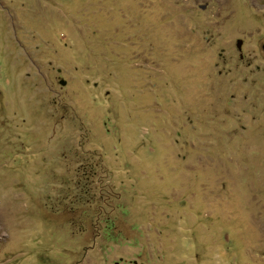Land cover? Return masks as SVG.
Here are the masks:
<instances>
[{"label": "rangeland", "instance_id": "1", "mask_svg": "<svg viewBox=\"0 0 264 264\" xmlns=\"http://www.w3.org/2000/svg\"><path fill=\"white\" fill-rule=\"evenodd\" d=\"M0 264H264V0H0Z\"/></svg>", "mask_w": 264, "mask_h": 264}]
</instances>
